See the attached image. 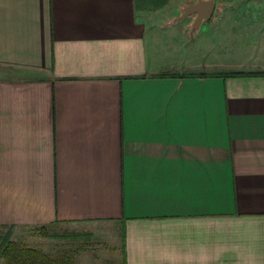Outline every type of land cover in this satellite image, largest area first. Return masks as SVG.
<instances>
[{
  "label": "crops",
  "instance_id": "1",
  "mask_svg": "<svg viewBox=\"0 0 264 264\" xmlns=\"http://www.w3.org/2000/svg\"><path fill=\"white\" fill-rule=\"evenodd\" d=\"M199 1L0 0V229L64 225L124 264H264V64L209 40L264 43V0H211L195 28Z\"/></svg>",
  "mask_w": 264,
  "mask_h": 264
},
{
  "label": "rangeland",
  "instance_id": "2",
  "mask_svg": "<svg viewBox=\"0 0 264 264\" xmlns=\"http://www.w3.org/2000/svg\"><path fill=\"white\" fill-rule=\"evenodd\" d=\"M259 38L261 36L257 31L243 29L236 34L229 33L226 36L218 34L217 37H210L209 40L216 41L215 47L218 52L215 57L218 62L224 65L250 66L264 64V43H258ZM211 41L205 48H211ZM7 234L12 243L38 249L43 254L54 256L61 252H68L69 255H72L73 264H104L108 261H120L121 259L119 253L114 254L103 244H96L86 238L74 235L77 233L64 225L33 230L0 229V238ZM5 262L0 257V264H6Z\"/></svg>",
  "mask_w": 264,
  "mask_h": 264
},
{
  "label": "trees",
  "instance_id": "3",
  "mask_svg": "<svg viewBox=\"0 0 264 264\" xmlns=\"http://www.w3.org/2000/svg\"><path fill=\"white\" fill-rule=\"evenodd\" d=\"M0 257L6 264H73L72 255L61 252L54 256L43 254L40 250L12 243L9 235L0 238ZM104 264H124L121 262H105Z\"/></svg>",
  "mask_w": 264,
  "mask_h": 264
},
{
  "label": "water",
  "instance_id": "4",
  "mask_svg": "<svg viewBox=\"0 0 264 264\" xmlns=\"http://www.w3.org/2000/svg\"><path fill=\"white\" fill-rule=\"evenodd\" d=\"M214 9V2L211 0L208 1H199L195 4H190L184 7L182 12V17L188 14L196 13L195 26L198 27L203 20L209 19L212 15Z\"/></svg>",
  "mask_w": 264,
  "mask_h": 264
}]
</instances>
